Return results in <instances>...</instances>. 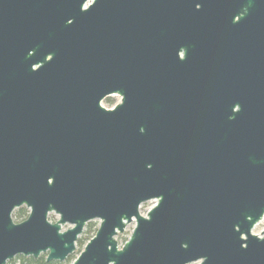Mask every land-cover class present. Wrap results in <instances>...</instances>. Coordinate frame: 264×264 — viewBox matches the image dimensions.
<instances>
[{
    "label": "water",
    "instance_id": "obj_1",
    "mask_svg": "<svg viewBox=\"0 0 264 264\" xmlns=\"http://www.w3.org/2000/svg\"><path fill=\"white\" fill-rule=\"evenodd\" d=\"M263 216L264 0H0V264H264Z\"/></svg>",
    "mask_w": 264,
    "mask_h": 264
},
{
    "label": "rangeland",
    "instance_id": "obj_2",
    "mask_svg": "<svg viewBox=\"0 0 264 264\" xmlns=\"http://www.w3.org/2000/svg\"><path fill=\"white\" fill-rule=\"evenodd\" d=\"M119 101H120V96L118 94H115V95H111V96L103 99L101 101V104H102V106H104L106 108H110V107H113ZM155 203H156V199H150V200H147V201H144L143 203H141L140 206H139L140 214L146 215L147 211L152 206H154ZM20 209L22 210L24 215H22L21 217H18L16 211L20 210ZM28 212H29V209L25 205H21V206L15 208L12 211V214H11L13 221H20V220L24 219L28 215ZM57 218H58V214H56L54 212L48 213V219L50 221L54 222ZM99 222H100V220L97 219V218L87 221L84 224L81 233L78 235V238H82V237L85 238L83 243L81 245H78L77 244V240H76L75 250L70 254L71 255V259L67 260V258H66L65 260L59 261V262H61L62 264H70L73 261V259L78 255V253L83 249V247H84L85 243L87 242V240L91 236L94 235V233H95V231H96V229H97V227L99 225ZM70 226H71V224L64 223V224H61V229L65 230V229L69 228ZM134 226H135V221L134 220L128 222L125 225V227L122 230V232L118 233L115 236L118 246H121L123 244V242L128 238V236L132 232V229L134 228ZM89 228H91L92 231H89ZM263 229H264V216L253 226L251 231L253 233H255V234H260ZM40 255H43L44 257H46V252H43ZM199 263H200V261L197 260V261L189 262L187 264H199Z\"/></svg>",
    "mask_w": 264,
    "mask_h": 264
},
{
    "label": "trees",
    "instance_id": "obj_3",
    "mask_svg": "<svg viewBox=\"0 0 264 264\" xmlns=\"http://www.w3.org/2000/svg\"><path fill=\"white\" fill-rule=\"evenodd\" d=\"M17 216L21 217L24 215L22 210H17ZM89 231H92L91 228H89ZM84 237L77 238V244L81 245L84 241ZM71 259V255L67 257V260ZM6 264H62L59 261H45V257L43 255H39L37 258H34L32 256H24V255H16L12 259L8 260Z\"/></svg>",
    "mask_w": 264,
    "mask_h": 264
},
{
    "label": "flooded vegetation",
    "instance_id": "obj_4",
    "mask_svg": "<svg viewBox=\"0 0 264 264\" xmlns=\"http://www.w3.org/2000/svg\"><path fill=\"white\" fill-rule=\"evenodd\" d=\"M111 95H115V93H112V94L106 95L103 99H105V98H107V97H109V96H111ZM103 99H102V100H103ZM110 108H112V107H110Z\"/></svg>",
    "mask_w": 264,
    "mask_h": 264
},
{
    "label": "snow or ice",
    "instance_id": "obj_5",
    "mask_svg": "<svg viewBox=\"0 0 264 264\" xmlns=\"http://www.w3.org/2000/svg\"><path fill=\"white\" fill-rule=\"evenodd\" d=\"M51 59V58H50ZM50 183V182H49ZM245 247H246V245H245Z\"/></svg>",
    "mask_w": 264,
    "mask_h": 264
}]
</instances>
